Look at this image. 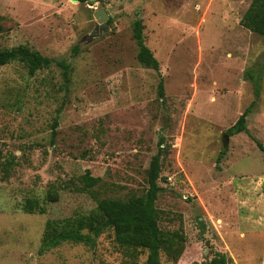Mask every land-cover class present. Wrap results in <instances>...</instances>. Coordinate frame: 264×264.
I'll list each match as a JSON object with an SVG mask.
<instances>
[{"label": "rangeland", "instance_id": "obj_1", "mask_svg": "<svg viewBox=\"0 0 264 264\" xmlns=\"http://www.w3.org/2000/svg\"><path fill=\"white\" fill-rule=\"evenodd\" d=\"M251 2L0 0V51L25 45L54 62L34 76L19 62L0 67V264H145L147 253L131 257L112 230L94 246L41 245L48 221L144 195L161 139L158 225L184 241L177 260L162 252L160 264L207 262L215 252L264 264V157L255 143L264 148V37L240 25ZM136 19L161 77L137 61ZM59 61L70 64L68 82ZM257 70L255 98L248 74ZM253 101L249 134L229 137L217 162L222 134ZM86 171L101 179L90 190ZM28 199L45 213H24Z\"/></svg>", "mask_w": 264, "mask_h": 264}, {"label": "trees", "instance_id": "obj_2", "mask_svg": "<svg viewBox=\"0 0 264 264\" xmlns=\"http://www.w3.org/2000/svg\"><path fill=\"white\" fill-rule=\"evenodd\" d=\"M61 1V0H56ZM84 4L88 0H74ZM240 25L260 36L264 37V0H252L250 6L245 11ZM3 27L0 23V34ZM132 35L138 48L137 61L143 68L153 70L159 73V63L153 56L151 50L145 45L143 37V24L141 19H136L132 25ZM74 51H77L74 49ZM12 62H19L24 65L29 76H34L38 71L48 69L53 65V61L42 56L36 51L30 50L25 45H19L16 48L4 49L0 51V67ZM56 65L62 70L65 82L69 81L70 64L65 61L56 62ZM258 70L250 72L248 79L253 84L254 97L259 96ZM263 74V70H260ZM158 93L162 98L164 96V87L162 78L158 84ZM253 101L250 106L241 114L236 123L225 133L228 137L240 133L249 134L247 130V117L251 109L255 106ZM56 126L54 121L53 127ZM257 147L263 152L264 148L255 141ZM163 140L158 142V151L149 163L147 169V189L142 196H131L127 200L119 199H101L97 201L96 210L88 216H79L71 221L60 224L57 221H48L45 225L41 252L56 248L62 243L83 244L94 246L96 240L107 230H112L116 243L130 250V256L133 253L145 251L147 253L145 264H160V254L166 253L171 259L177 260L182 253V241L184 238L178 233H164L158 225V210L155 207L161 187L158 182L161 179V155ZM227 149L222 150L218 161L224 157ZM264 160V158H263ZM100 178H94L86 171L82 178L83 188L90 190L100 183ZM49 200L51 197H48ZM21 210L27 214L37 213L43 215L45 209L36 200L28 199L21 204ZM87 233H84V231ZM192 264H233V261L226 254L215 252L213 257L207 262Z\"/></svg>", "mask_w": 264, "mask_h": 264}, {"label": "water", "instance_id": "obj_3", "mask_svg": "<svg viewBox=\"0 0 264 264\" xmlns=\"http://www.w3.org/2000/svg\"><path fill=\"white\" fill-rule=\"evenodd\" d=\"M75 2H77V1H75ZM94 18L96 19L98 25H102V24H104V22L107 19V14L104 10H100V11L95 13ZM221 141H222L223 149H226L228 146V143H229V137L226 133L222 134V140Z\"/></svg>", "mask_w": 264, "mask_h": 264}]
</instances>
